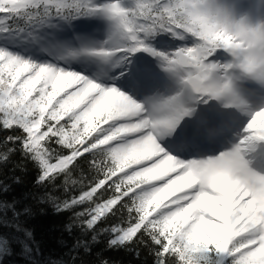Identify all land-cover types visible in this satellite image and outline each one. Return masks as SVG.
Segmentation results:
<instances>
[{
	"label": "snow or ice",
	"instance_id": "6c2138e0",
	"mask_svg": "<svg viewBox=\"0 0 264 264\" xmlns=\"http://www.w3.org/2000/svg\"><path fill=\"white\" fill-rule=\"evenodd\" d=\"M100 13L115 21L123 47H101L95 54L127 59L149 53L178 90L167 96L156 92L140 102L115 85L102 86L75 71L0 48V126L12 130L0 140V163L23 152L36 161L41 169L37 182L44 183L67 176L69 166L90 153L94 159L86 162L98 178L62 207L89 203L76 214L86 217L87 230L126 209V226L102 229L112 234L109 247L149 244L147 236L156 264H204L210 252L221 260L209 264H223L225 257L231 264H264V194L247 192L233 203L231 191L221 187L224 195L218 196L197 184L211 161L179 159L158 142L195 115L200 104L216 100L245 117L219 160L249 171L264 160V96L257 102L241 83L252 80L264 90V19H253L251 7L230 0H134L131 7L121 0H0V31L22 16L33 22L71 21ZM161 33L194 40L163 51L151 43ZM220 52L227 58L217 59ZM227 127L226 121L207 116L198 130L214 139ZM17 129L22 130L18 135ZM237 205L242 213L233 222ZM7 243L0 236V250L7 251Z\"/></svg>",
	"mask_w": 264,
	"mask_h": 264
},
{
	"label": "rangeland",
	"instance_id": "374dc122",
	"mask_svg": "<svg viewBox=\"0 0 264 264\" xmlns=\"http://www.w3.org/2000/svg\"><path fill=\"white\" fill-rule=\"evenodd\" d=\"M96 2L103 4L110 0ZM230 2L251 7L253 19H264V0ZM121 3L125 7H131L134 0H121ZM80 20L83 25L79 23L78 27H75L74 23ZM115 32V21L104 13L82 16L71 21L57 17L26 26L16 23L8 27V31H0V48L31 58L38 63H48L57 68L75 71L102 86L115 85L140 102L156 92L165 96L175 94L178 85L160 67L158 58L149 53L140 51L127 59H123L122 54H114L111 57L95 54L94 50L101 47H123ZM193 40L190 36L180 39L168 33H161L151 39V43L160 50L169 51L185 43L191 44ZM216 58L226 59L227 56L220 52ZM241 83L257 102L264 96V90L259 89L254 81L243 80ZM207 116L224 120L228 124L226 130L214 139H209L198 130L201 118ZM243 119L244 115L235 108H225L218 101L211 100L208 104H200L195 115L185 117L173 133L161 136L158 142L166 151L182 160L214 156L230 146L235 130ZM188 126L196 127L194 131L197 138L192 144L185 145L182 138L191 141ZM169 136L173 139L169 140ZM258 165L264 167V160L258 161Z\"/></svg>",
	"mask_w": 264,
	"mask_h": 264
},
{
	"label": "trees",
	"instance_id": "16d2710c",
	"mask_svg": "<svg viewBox=\"0 0 264 264\" xmlns=\"http://www.w3.org/2000/svg\"><path fill=\"white\" fill-rule=\"evenodd\" d=\"M39 22L22 16L7 21L6 25L26 26ZM20 131L17 129L15 134ZM11 134L12 130L0 126V140ZM53 147L59 150V146L53 144ZM87 159L94 158L90 153L85 154L79 164L69 166L72 171L67 176L61 174L55 181L44 183L37 182L41 169L36 161L25 157L23 152L14 153L9 163H0V185L7 186L0 190V236L8 242L7 251L0 250V264H100L101 259L108 260L109 264H156L147 236L145 240L149 244L133 242L126 246H108L112 234L102 229L126 226V209L117 211L114 216L109 214L94 230H87L83 227L86 217L76 214L87 209L89 203L70 209L62 207L64 201L78 198L98 178L96 169L86 162ZM110 196L109 190L104 198ZM212 260L220 261L221 257L214 252L207 253L204 264ZM223 264H231V258H223Z\"/></svg>",
	"mask_w": 264,
	"mask_h": 264
},
{
	"label": "clouds",
	"instance_id": "9594fccd",
	"mask_svg": "<svg viewBox=\"0 0 264 264\" xmlns=\"http://www.w3.org/2000/svg\"><path fill=\"white\" fill-rule=\"evenodd\" d=\"M226 151H228V149L219 152L217 155L201 158L211 161V163L199 174L200 178L197 180V184L210 191H214L218 196L224 195V192L221 191V187L230 190L233 194V203H235L236 200L242 199L247 192L257 191L264 194V167L257 164V166L250 171L247 168L241 169L233 167L219 160V157L223 156ZM193 179H195V176ZM220 203L223 206L222 200ZM241 213L242 209L237 205L233 209L231 220L235 222L241 216ZM208 215L211 214L208 213ZM220 222L224 223V220L220 219Z\"/></svg>",
	"mask_w": 264,
	"mask_h": 264
},
{
	"label": "bare ground",
	"instance_id": "6f19581e",
	"mask_svg": "<svg viewBox=\"0 0 264 264\" xmlns=\"http://www.w3.org/2000/svg\"><path fill=\"white\" fill-rule=\"evenodd\" d=\"M79 23H80V25H83V22L80 20V21L74 23V24H75V27H78ZM162 75H163V74H162ZM188 129H189V126H188ZM165 135H166V134H165ZM168 139H169V140H172L173 137H172V136H169ZM230 142H232V140H231ZM174 143H176V141H175ZM182 143H185V144H186V143H187V144H191V143L189 142V140H187V138H186V140H183Z\"/></svg>",
	"mask_w": 264,
	"mask_h": 264
}]
</instances>
